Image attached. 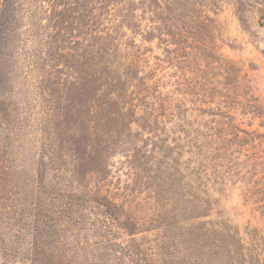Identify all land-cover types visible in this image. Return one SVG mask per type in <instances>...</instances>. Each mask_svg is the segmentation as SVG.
Instances as JSON below:
<instances>
[{
	"label": "rangeland",
	"instance_id": "obj_1",
	"mask_svg": "<svg viewBox=\"0 0 264 264\" xmlns=\"http://www.w3.org/2000/svg\"><path fill=\"white\" fill-rule=\"evenodd\" d=\"M21 3L0 264H264V0Z\"/></svg>",
	"mask_w": 264,
	"mask_h": 264
},
{
	"label": "trees",
	"instance_id": "obj_2",
	"mask_svg": "<svg viewBox=\"0 0 264 264\" xmlns=\"http://www.w3.org/2000/svg\"><path fill=\"white\" fill-rule=\"evenodd\" d=\"M21 6V0H0V61L11 69L13 75H17L15 66L18 52L15 50L20 42L17 33Z\"/></svg>",
	"mask_w": 264,
	"mask_h": 264
}]
</instances>
